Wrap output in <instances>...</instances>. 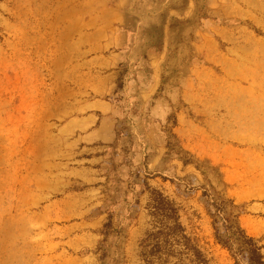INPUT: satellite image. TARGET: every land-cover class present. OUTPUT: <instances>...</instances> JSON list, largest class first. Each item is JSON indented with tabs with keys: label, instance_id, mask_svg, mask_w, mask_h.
Wrapping results in <instances>:
<instances>
[{
	"label": "rangeland",
	"instance_id": "1",
	"mask_svg": "<svg viewBox=\"0 0 264 264\" xmlns=\"http://www.w3.org/2000/svg\"><path fill=\"white\" fill-rule=\"evenodd\" d=\"M55 4L0 0V264H77L58 255V242L84 230L77 222L100 201L85 162L98 153L72 144L64 127L85 116L89 102L110 98L98 93L105 69L74 64L73 43L65 50L67 35L50 26ZM247 28L255 33L245 35L248 49L216 50L209 63L200 52L198 63L177 67L183 80L162 128L167 182L155 187L175 201L182 235L207 264H248L226 217L262 247L264 263V0ZM211 214L231 252L216 243ZM158 230L141 244L152 264H160L153 246L164 247L162 236H151ZM168 240L173 253L162 251V264H194L180 234Z\"/></svg>",
	"mask_w": 264,
	"mask_h": 264
},
{
	"label": "crops",
	"instance_id": "2",
	"mask_svg": "<svg viewBox=\"0 0 264 264\" xmlns=\"http://www.w3.org/2000/svg\"><path fill=\"white\" fill-rule=\"evenodd\" d=\"M50 1V26L67 35L65 50L73 43L74 64L103 67L98 93L121 99L89 102L86 115L64 127L72 144L98 153L85 162L100 201L77 222L84 230L59 240L58 255L77 264H152L141 244L161 225L150 191L167 182L162 128L183 80L177 67L198 63L200 52L209 63L216 50L248 49L257 0ZM157 253L162 264L161 251L150 255Z\"/></svg>",
	"mask_w": 264,
	"mask_h": 264
},
{
	"label": "trees",
	"instance_id": "3",
	"mask_svg": "<svg viewBox=\"0 0 264 264\" xmlns=\"http://www.w3.org/2000/svg\"><path fill=\"white\" fill-rule=\"evenodd\" d=\"M150 202L153 208H155L156 216H158L157 213L159 212V215L162 217L160 226L163 227V230L167 229L166 232H163V230H158L155 233L151 234V236L156 239L158 238V236H162L164 238V242H163L164 247L156 243L155 246H153L154 248L153 252L164 251V254H166V256L172 255L173 253V251H171L172 243L169 242L168 238L176 234L178 235L180 234L181 239L183 240L181 243H183L184 248L192 253L194 259L192 262L194 264H207L205 259H203L201 252L198 249H196V247L191 245V240L185 237V235H182L184 230L179 221L180 220V217L178 215L179 208L176 205L175 201L169 199L167 196H164L163 193L160 192L159 190L151 189ZM215 208L217 211H219V208L217 207ZM210 217L212 219V227L214 229V236L216 243L220 244L222 248L231 252L230 246L227 245V241L229 242V238L225 239L224 241L220 239L218 227L216 226L217 217L213 214H211ZM225 221H227V223H231L230 225L235 224L237 226L236 228L237 233L238 235H241V238L244 240L239 244L237 251H239V253L247 252L248 264H264L262 261L263 256L260 254V250L262 247L256 246V244L253 243V239L245 235L244 231L240 229L238 223L235 220H232L231 217H226ZM167 224H169V226H167ZM228 225L229 224L224 225V230H227L230 227ZM112 261L113 264H117L115 259H113Z\"/></svg>",
	"mask_w": 264,
	"mask_h": 264
}]
</instances>
